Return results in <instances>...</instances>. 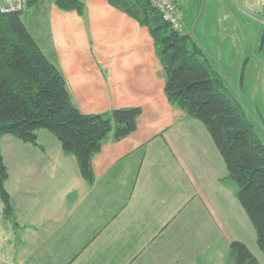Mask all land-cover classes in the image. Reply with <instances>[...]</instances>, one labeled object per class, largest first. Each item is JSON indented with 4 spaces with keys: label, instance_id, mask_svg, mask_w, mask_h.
<instances>
[{
    "label": "crops",
    "instance_id": "1",
    "mask_svg": "<svg viewBox=\"0 0 264 264\" xmlns=\"http://www.w3.org/2000/svg\"><path fill=\"white\" fill-rule=\"evenodd\" d=\"M84 9L40 0L23 17L81 112L139 107L138 127L93 156V184L48 130L0 137L15 218L0 199V264H235L233 241L264 263L209 129L167 97L150 30L109 0Z\"/></svg>",
    "mask_w": 264,
    "mask_h": 264
},
{
    "label": "trees",
    "instance_id": "2",
    "mask_svg": "<svg viewBox=\"0 0 264 264\" xmlns=\"http://www.w3.org/2000/svg\"><path fill=\"white\" fill-rule=\"evenodd\" d=\"M39 1L23 0L22 7L13 11L0 8V137L8 134L38 145V132L48 130L59 139L65 153L77 158L84 178L93 184V156L111 136L121 140L132 134L142 109L121 108L98 114L79 110L60 70L24 22L25 10ZM109 2L150 30L166 74L169 101L209 129L264 253V135L246 115L217 60L197 38L199 14L186 32L174 28L153 0ZM55 3L62 10H76L80 15L85 10L84 0ZM8 176L0 150V199L5 217L15 221L5 184ZM229 255L235 264H258L256 255L243 242H231Z\"/></svg>",
    "mask_w": 264,
    "mask_h": 264
},
{
    "label": "rangeland",
    "instance_id": "3",
    "mask_svg": "<svg viewBox=\"0 0 264 264\" xmlns=\"http://www.w3.org/2000/svg\"><path fill=\"white\" fill-rule=\"evenodd\" d=\"M177 2L183 12L179 29L187 32L199 14L198 20L201 19L199 22L196 21L198 23L196 36L210 57L217 60L236 88L241 83L240 70L247 62L244 78L247 93L239 88L237 94L241 98V105L252 109L248 91L251 89L250 92L254 96L258 91H264V52L256 50L263 25L255 22L256 16L264 13V0H177ZM258 71L263 74L254 80L253 75ZM255 102L260 105L259 99ZM7 225L8 222L1 219L0 215V230H5Z\"/></svg>",
    "mask_w": 264,
    "mask_h": 264
},
{
    "label": "flooded vegetation",
    "instance_id": "4",
    "mask_svg": "<svg viewBox=\"0 0 264 264\" xmlns=\"http://www.w3.org/2000/svg\"><path fill=\"white\" fill-rule=\"evenodd\" d=\"M255 22H256V24L260 23V24L263 25L261 27V30H260V34H259L260 37H259V39L257 41V44H256V50L264 52V40L262 42V39H263V36H264V13L256 16ZM246 66H247V64H246ZM245 70H246V67H245ZM258 72L253 75V79L254 80H257V78L260 77V75H262L264 73L263 72L262 74H260V72L259 73ZM241 74H242V71H241ZM241 74H240V79H241ZM245 76H246V71H245V74H244V78H245ZM244 78H243V84L240 83L238 88L234 87V89L236 91H234V90L233 91H234V94H236L237 98H238V95H239V94H237V91L239 92V88L244 90L245 92L248 89L245 86ZM250 91H251V89L248 91V93H249V99H250V103L252 105V109H250V107L248 108L244 104H242V105H244L243 107L246 110V115L249 116L251 119H253V121L255 122L257 127H259L261 129V131H263V128H264V91H262V90L258 91L257 95H255V96ZM258 99L260 100V105L255 102V100H258ZM239 102H240V100H239ZM262 108H263V110H262ZM262 133L264 135V132H262Z\"/></svg>",
    "mask_w": 264,
    "mask_h": 264
},
{
    "label": "built area",
    "instance_id": "5",
    "mask_svg": "<svg viewBox=\"0 0 264 264\" xmlns=\"http://www.w3.org/2000/svg\"><path fill=\"white\" fill-rule=\"evenodd\" d=\"M154 3L161 9L164 17L174 28H179L183 20L182 10L177 5L175 0H153ZM23 5V0H0V8L3 11H13L14 9H20Z\"/></svg>",
    "mask_w": 264,
    "mask_h": 264
},
{
    "label": "water",
    "instance_id": "6",
    "mask_svg": "<svg viewBox=\"0 0 264 264\" xmlns=\"http://www.w3.org/2000/svg\"><path fill=\"white\" fill-rule=\"evenodd\" d=\"M202 12H203V11H201V13H202ZM193 27H194V26H193ZM193 29H194V28H193ZM263 40H264V36H263L262 42H263ZM201 45H202V44H201ZM202 46H203V45H202ZM246 64H247V62H245V64H243V67H242V69H241V71H242L241 79H240L241 84H243V78H244V74H245V71H246V70H245ZM218 65H220V64L218 63ZM219 68H220V70L224 73V75H225V77H226V79H227V82L230 83L232 89H233L234 91H236V90L234 89V85L230 82V80H229V78H228L226 72H225L220 66H219ZM238 99L241 100L240 97H239V95H238ZM263 132H264V128H263Z\"/></svg>",
    "mask_w": 264,
    "mask_h": 264
}]
</instances>
